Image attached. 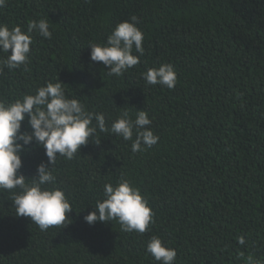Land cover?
Listing matches in <instances>:
<instances>
[{"label":"trees","instance_id":"1","mask_svg":"<svg viewBox=\"0 0 264 264\" xmlns=\"http://www.w3.org/2000/svg\"><path fill=\"white\" fill-rule=\"evenodd\" d=\"M133 15L145 53L110 77L90 60L88 44L103 43ZM40 18L52 38L33 34L27 69L0 73V100L57 77L69 96L110 119L145 110L159 141L132 153L130 141L101 134L98 146L90 140L74 159H58L57 178L73 206L61 228L40 231L0 193V264H158L145 248L153 235L176 250V264H242L240 251L264 261V0H7L0 8V23L10 28ZM160 63L176 70L172 90L142 79ZM21 130H30L27 119ZM21 158L27 177L47 161L42 147ZM121 176L155 213L144 234L84 220L103 185Z\"/></svg>","mask_w":264,"mask_h":264},{"label":"clouds","instance_id":"2","mask_svg":"<svg viewBox=\"0 0 264 264\" xmlns=\"http://www.w3.org/2000/svg\"><path fill=\"white\" fill-rule=\"evenodd\" d=\"M6 3L7 0H0V8ZM139 23L140 18L133 15L129 20L118 22L103 43L89 42L90 60L101 62L110 77H121L137 66L145 53L144 33ZM33 34L51 39L48 19H31L26 29L0 23V73L5 68L27 69ZM141 76L146 85H159L168 90L174 89L178 82L171 63L149 67ZM26 119L30 130H21ZM151 125L152 120L142 109H136L135 114L125 109L115 119L108 118L104 112L88 110L80 99L66 93L64 83L57 77L55 82L48 81L34 92L10 101L0 100V193L6 192L16 216L30 218L40 231L64 227L70 223L66 214L73 206L57 178L58 159H74L81 146L90 140L98 146L104 136L101 134L130 141L132 153L144 152L159 141ZM40 147L47 161L38 163L36 174L27 177L20 172L22 154ZM154 216L147 198L121 176L115 184L103 185V198L96 201L84 220L89 225L116 221L122 232L144 234L154 223ZM237 242L245 245L244 236L237 237ZM145 248L158 264H176V250L160 237L151 236ZM236 259L242 264H264L243 251L237 253Z\"/></svg>","mask_w":264,"mask_h":264}]
</instances>
